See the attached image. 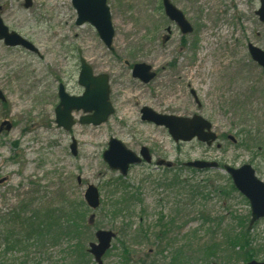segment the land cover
Segmentation results:
<instances>
[{
	"label": "rangeland",
	"instance_id": "obj_1",
	"mask_svg": "<svg viewBox=\"0 0 264 264\" xmlns=\"http://www.w3.org/2000/svg\"><path fill=\"white\" fill-rule=\"evenodd\" d=\"M32 1V7L25 8L24 0H0L4 23L38 51L8 47L0 40V91L5 96V101L0 100V127L5 121L13 126L0 132V233L12 227L18 215L59 213L71 203H84L88 209L84 194L94 185L101 207L87 210L86 221L95 214L87 246L95 241L97 229L118 234L104 264L120 263L124 244L130 247L132 264H157L170 257L175 247H183L193 257L205 245L214 252L222 247L220 260L207 257V264H244L229 255L225 241L249 225V202L233 190L225 171H192L184 164L215 161L234 168L249 164L264 182V70L248 50L252 43L264 51V24L256 15L261 0H171L192 25L189 35H182L167 18L162 0H108L116 31L113 51L92 25L76 24L72 0ZM223 24L228 30L219 37L216 29ZM81 57L95 75H109L115 113L107 123L94 126L80 124L84 113L74 112L77 123L65 131L56 124L58 89L62 84L70 95L83 94L78 83ZM138 63L152 66L157 73L150 84L133 78ZM143 107L179 117L203 116L213 124L222 148L197 140L176 143L165 127L142 121ZM247 131L251 135L246 137ZM258 133L259 138L250 140ZM229 135L236 143L224 139ZM111 138L136 153L147 147L155 160L165 159L174 168L155 169L153 163L134 167L123 178L103 159ZM73 140L76 156L71 151ZM174 179L199 184L206 198L183 209L176 195L164 187ZM118 182L127 185L116 190L112 186ZM130 191L138 193L140 204L127 217L112 218L111 201ZM175 208L182 210L177 214ZM161 212L166 221L175 219L168 233L173 246L155 240L154 233L151 242L143 238L141 243L130 242L126 234L133 235L141 226L159 228ZM249 232L258 251L255 260L262 262L264 219ZM65 246L63 240L48 245L45 254L32 246L30 264H62ZM162 246L167 248L164 255ZM194 258L188 264L201 262L199 255ZM23 259L22 252L9 253L0 257V263L20 264Z\"/></svg>",
	"mask_w": 264,
	"mask_h": 264
},
{
	"label": "water",
	"instance_id": "obj_2",
	"mask_svg": "<svg viewBox=\"0 0 264 264\" xmlns=\"http://www.w3.org/2000/svg\"><path fill=\"white\" fill-rule=\"evenodd\" d=\"M72 2L78 13L77 25L91 24L107 48L113 50L115 29L108 0H72ZM162 2L165 13L170 20L176 22L184 34L191 33L193 29L186 21L184 14L170 0H162ZM31 6L32 0H25V7L30 8ZM256 14L259 16L260 21L264 23V0H261V8ZM0 39L9 47H23L37 52L33 44L18 33L10 31L1 15ZM249 50L253 60L264 68V51L251 44L249 45ZM133 77L144 84H149L156 77V73L153 72L151 66L141 63L133 67ZM79 85L84 87L85 91L82 96L78 97L67 94L63 85L59 89L60 103L56 108V123L59 128H63L66 131H70L76 124L72 115L74 111H83L85 113V116L79 121L80 124L94 126L106 123L115 112L110 102L109 76H94L92 67L83 58L81 59ZM0 100L5 101V96L1 91ZM141 114L143 121L168 128L176 143L180 141L190 142L197 138L200 142L212 146L217 140V135L211 131V123L199 115H195L192 118L168 116L159 114L149 107H144L141 110ZM4 128L10 131L12 124L9 122L3 123L0 131ZM71 150L73 155L76 156L77 144L75 141L71 145ZM104 160L110 169L119 171L122 176H127L132 166L140 165L143 161L151 163L152 157L147 148H143L141 156H138L121 141L112 138L108 150L104 153ZM157 164L159 166L172 167L171 163L164 160L159 161ZM186 167L205 170L217 169L219 166L215 162L195 161L186 163ZM224 169L231 176L236 189L250 201L252 207L251 229L255 222L264 218V183L256 176L255 170L251 165H244L239 169H234L227 165ZM84 198L91 210H97L101 205L99 190L94 185L88 186ZM93 219L94 216L90 218V223H93ZM96 238L98 243L89 245V253L94 256L98 264H103V257L111 248L116 234L112 231L100 230L96 233ZM248 264H264V262L252 261Z\"/></svg>",
	"mask_w": 264,
	"mask_h": 264
},
{
	"label": "trees",
	"instance_id": "obj_3",
	"mask_svg": "<svg viewBox=\"0 0 264 264\" xmlns=\"http://www.w3.org/2000/svg\"><path fill=\"white\" fill-rule=\"evenodd\" d=\"M247 135H251L250 131H247L246 137ZM257 138H259V133L258 136L254 134V137L250 140L255 141ZM166 183L168 184L165 187L168 191L176 195L183 209H187L189 204L193 205L199 202V200L203 201L206 198V195L202 193L204 189L199 184L180 179H174L171 182L166 181ZM118 185L125 188L124 184H120V182L111 186L118 190ZM139 201H141V199L135 191L127 192L119 198L115 197L109 205V214L114 219L119 216L127 217L126 214H130L133 208L137 204H140ZM176 207L178 206L176 205ZM87 210L84 203H71V205L63 208L59 213H56L57 211L47 210L44 213H35L32 216L20 217V215H18L11 222L13 226L8 230L4 229L3 233H0V249H3L2 252H0V257L6 256L9 253L22 252L24 254V259L20 264H30L29 249L32 246L37 248L41 254H45L48 245L57 246L59 242L63 240L66 242V246L62 249L64 257L62 264H93L87 252V242L90 240V232L88 231H91V227L88 225V221H86V216L88 214ZM181 210L182 208H175L174 211L179 214ZM142 212H144V210ZM166 219H168V217L164 212H161L157 222L159 223V228L156 227L155 230L148 229V231L144 229V226H141L139 231L134 232L133 235L126 234V236L130 237V242L133 243H141L143 239L146 242H151L150 234L154 233V239L160 243H164L165 241L170 242L168 233H170L175 219L173 217L167 221ZM126 226L129 228L131 227L128 223ZM239 233L241 235L237 236ZM239 233H233V237H231L230 234L225 241V245L227 248H230L231 252L229 251V255L232 254L234 257L242 260L243 263H246L255 259L258 251L254 248L253 239H251L246 224ZM169 246H173L171 242ZM122 247L123 253L120 263L118 264H132L133 260L130 247L127 244H124ZM206 247L205 245L203 248H200L199 254H193V257L189 256L188 250L183 247H175L170 257L162 258L163 260L157 264H188L190 259H193V261L197 260L194 258L196 255L200 256L199 261L201 262H196L198 264H207V257H215L216 259L218 258L217 260H220L219 254L222 252L220 249L222 247L220 245L218 252H214L212 248L206 249ZM237 248H239L238 252L235 251ZM226 251H228V249ZM166 252V246L160 247V254L164 255ZM154 263L156 264L155 261Z\"/></svg>",
	"mask_w": 264,
	"mask_h": 264
},
{
	"label": "flooded vegetation",
	"instance_id": "obj_4",
	"mask_svg": "<svg viewBox=\"0 0 264 264\" xmlns=\"http://www.w3.org/2000/svg\"><path fill=\"white\" fill-rule=\"evenodd\" d=\"M167 40H169V38L167 39ZM194 95V94H193ZM195 96V95H194Z\"/></svg>",
	"mask_w": 264,
	"mask_h": 264
}]
</instances>
